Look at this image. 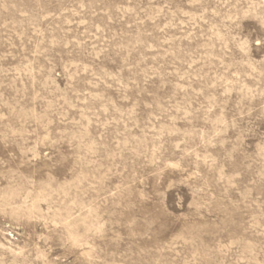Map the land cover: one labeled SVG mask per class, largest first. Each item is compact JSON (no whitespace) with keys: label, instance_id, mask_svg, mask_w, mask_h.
Segmentation results:
<instances>
[{"label":"rangeland","instance_id":"rangeland-1","mask_svg":"<svg viewBox=\"0 0 264 264\" xmlns=\"http://www.w3.org/2000/svg\"><path fill=\"white\" fill-rule=\"evenodd\" d=\"M0 264H264V0H0Z\"/></svg>","mask_w":264,"mask_h":264}]
</instances>
